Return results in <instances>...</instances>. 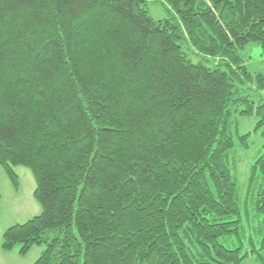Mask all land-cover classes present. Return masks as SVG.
Instances as JSON below:
<instances>
[{
  "label": "trees",
  "instance_id": "trees-1",
  "mask_svg": "<svg viewBox=\"0 0 264 264\" xmlns=\"http://www.w3.org/2000/svg\"><path fill=\"white\" fill-rule=\"evenodd\" d=\"M250 44L264 54V0H0V166L13 188L30 169L42 208L1 248L43 245L33 264H264V140L246 219L233 172L250 136L237 117L264 139Z\"/></svg>",
  "mask_w": 264,
  "mask_h": 264
},
{
  "label": "rangeland",
  "instance_id": "rangeland-1",
  "mask_svg": "<svg viewBox=\"0 0 264 264\" xmlns=\"http://www.w3.org/2000/svg\"><path fill=\"white\" fill-rule=\"evenodd\" d=\"M208 1V0H207ZM148 7L152 16L162 19L167 16L163 7L150 1ZM246 64L253 72L264 74V54L257 44H250L242 52ZM240 133H250L248 142L249 148L235 146L236 164L233 172L238 179V186L241 192L240 206L243 218H247V211L252 213V201L246 195L245 183L249 176V169L255 159L262 152L263 137L260 130L256 129L257 118L253 116H238ZM238 142V141H237ZM18 175V187L13 188L2 166H0V264H33L42 250L43 245L33 246L27 254L19 253V247L11 251L1 248L4 231L12 225L22 224L41 213L42 208L35 199L33 193L36 188V181L30 169L24 166L14 167Z\"/></svg>",
  "mask_w": 264,
  "mask_h": 264
}]
</instances>
